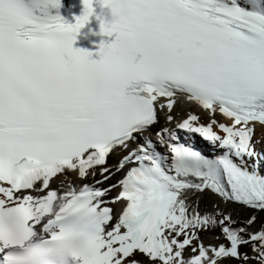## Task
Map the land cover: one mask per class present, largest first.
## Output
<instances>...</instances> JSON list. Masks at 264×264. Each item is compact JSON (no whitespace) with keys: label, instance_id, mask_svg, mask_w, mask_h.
I'll list each match as a JSON object with an SVG mask.
<instances>
[{"label":"snow or ice","instance_id":"obj_1","mask_svg":"<svg viewBox=\"0 0 264 264\" xmlns=\"http://www.w3.org/2000/svg\"><path fill=\"white\" fill-rule=\"evenodd\" d=\"M81 3L0 0V264H264V0H129L121 35Z\"/></svg>","mask_w":264,"mask_h":264},{"label":"clouds","instance_id":"obj_2","mask_svg":"<svg viewBox=\"0 0 264 264\" xmlns=\"http://www.w3.org/2000/svg\"><path fill=\"white\" fill-rule=\"evenodd\" d=\"M97 13L106 25L117 26L119 29L116 35L123 34V27L128 23L130 16L134 14V10L129 4V0H104L99 7Z\"/></svg>","mask_w":264,"mask_h":264},{"label":"bare ground","instance_id":"obj_3","mask_svg":"<svg viewBox=\"0 0 264 264\" xmlns=\"http://www.w3.org/2000/svg\"><path fill=\"white\" fill-rule=\"evenodd\" d=\"M188 111H193L194 113H196V114L199 116L200 120H206V119H207V116H206V114H205L203 111H200V110L198 111V110H195V109H193V108H191V107H186V108L181 109V108L179 107V104H177L176 109H175L174 112H173L174 119H173V121H172L171 123H169L167 126H168L169 128L174 127V124H176L177 121H180L181 119H183L184 116H185V114H186ZM178 112H180V116L177 115ZM217 118L220 119V117H217ZM200 122H201V121H200ZM161 123H163V120L161 121ZM213 130H214V131H217L215 128H213ZM257 131L259 132V129H257ZM221 134H222V133H221ZM193 135H198V134H193ZM152 139L154 140L155 137L153 136ZM157 147H158V148H161L159 144H157ZM115 162H116V157H115L114 155L108 157V159H107V163H108L109 165L114 164ZM97 176H98V172H97ZM71 178H72L73 180H75V176H74V174H72ZM80 182H81V181H76V183H80ZM83 182H89V183H90L91 181L88 180V181H83ZM55 186H56V184H55V182H54V183H53V187H55Z\"/></svg>","mask_w":264,"mask_h":264},{"label":"rangeland","instance_id":"obj_4","mask_svg":"<svg viewBox=\"0 0 264 264\" xmlns=\"http://www.w3.org/2000/svg\"><path fill=\"white\" fill-rule=\"evenodd\" d=\"M201 121V123H206L207 122V119L206 120H200ZM193 140H200V141H202V139L198 136V135H193ZM206 145V144H205ZM207 146V145H206ZM162 150L163 151H165V149L164 148H162ZM99 176V175H98ZM98 176H97V178H98ZM114 177V176H113ZM113 177L112 178H110L109 180H111V179H113ZM108 180V181H109ZM107 181V182H108ZM108 184V183H107ZM106 184H104V185H102V186H105ZM199 236H200V239L203 241V243L204 244H213V245H218V244H220V243H227L224 239H223V237L221 236V233H220V231L219 230H210V231H208V230H205V231H201L200 233H199ZM215 237H220L219 239H216ZM241 250H243V252H245V251H248V249L247 248H245V247H241L240 248V251ZM231 264H236V261L235 260H232L231 261Z\"/></svg>","mask_w":264,"mask_h":264},{"label":"trees","instance_id":"obj_5","mask_svg":"<svg viewBox=\"0 0 264 264\" xmlns=\"http://www.w3.org/2000/svg\"><path fill=\"white\" fill-rule=\"evenodd\" d=\"M215 229H219V228H215Z\"/></svg>","mask_w":264,"mask_h":264}]
</instances>
